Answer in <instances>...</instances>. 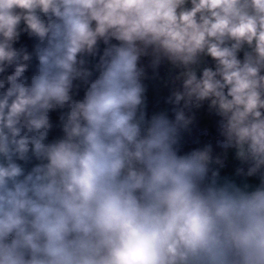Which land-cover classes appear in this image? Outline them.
Listing matches in <instances>:
<instances>
[{
	"label": "clouds",
	"instance_id": "1",
	"mask_svg": "<svg viewBox=\"0 0 264 264\" xmlns=\"http://www.w3.org/2000/svg\"><path fill=\"white\" fill-rule=\"evenodd\" d=\"M0 264H264V0H0Z\"/></svg>",
	"mask_w": 264,
	"mask_h": 264
}]
</instances>
